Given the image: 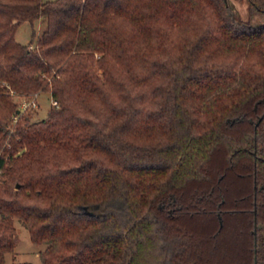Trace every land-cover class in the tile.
Wrapping results in <instances>:
<instances>
[{"label": "trees", "instance_id": "trees-1", "mask_svg": "<svg viewBox=\"0 0 264 264\" xmlns=\"http://www.w3.org/2000/svg\"><path fill=\"white\" fill-rule=\"evenodd\" d=\"M247 1L257 25L224 0H0V264L14 217L43 264H264V0ZM40 90L46 117L17 111Z\"/></svg>", "mask_w": 264, "mask_h": 264}, {"label": "rangeland", "instance_id": "rangeland-1", "mask_svg": "<svg viewBox=\"0 0 264 264\" xmlns=\"http://www.w3.org/2000/svg\"><path fill=\"white\" fill-rule=\"evenodd\" d=\"M52 1V0H50ZM230 6L233 8L236 17L249 24L257 25V20H252L249 16V6L247 0H227ZM42 21L38 19L32 25L28 21L22 22L17 27L15 37L21 43H26L30 40L32 31L36 33L41 29ZM14 99L18 104V109L27 110L31 113L32 120H39L46 117L49 106L52 104L51 94L49 91L40 90L38 93L31 95H14ZM34 100L35 105L26 106L24 109L22 103L25 101L30 102ZM16 117H14V120ZM15 235H17V242L12 252L6 253L5 263L12 264L13 261H30L32 264H43L39 253L44 249L46 243H33L30 239L27 228L23 224L22 220L14 217Z\"/></svg>", "mask_w": 264, "mask_h": 264}, {"label": "built area", "instance_id": "built-area-1", "mask_svg": "<svg viewBox=\"0 0 264 264\" xmlns=\"http://www.w3.org/2000/svg\"><path fill=\"white\" fill-rule=\"evenodd\" d=\"M52 103L55 104V101H52ZM29 105H35V102H34L33 99L30 100V102H27V101L24 100V102L22 103V106H23L24 109L26 108V106H29ZM0 171H1V169H0Z\"/></svg>", "mask_w": 264, "mask_h": 264}, {"label": "water", "instance_id": "water-1", "mask_svg": "<svg viewBox=\"0 0 264 264\" xmlns=\"http://www.w3.org/2000/svg\"><path fill=\"white\" fill-rule=\"evenodd\" d=\"M225 1V3L227 4V0H224ZM17 111H19V109L17 110ZM19 185L18 184H16V187H18Z\"/></svg>", "mask_w": 264, "mask_h": 264}, {"label": "crops", "instance_id": "crops-1", "mask_svg": "<svg viewBox=\"0 0 264 264\" xmlns=\"http://www.w3.org/2000/svg\"><path fill=\"white\" fill-rule=\"evenodd\" d=\"M40 21H41V19L40 18H38ZM38 21V20H37Z\"/></svg>", "mask_w": 264, "mask_h": 264}]
</instances>
